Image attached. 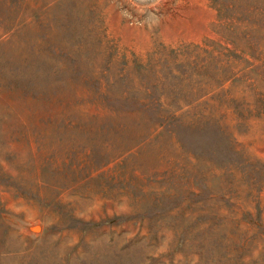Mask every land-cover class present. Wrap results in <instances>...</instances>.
I'll return each mask as SVG.
<instances>
[{
    "label": "rangeland",
    "instance_id": "374dc122",
    "mask_svg": "<svg viewBox=\"0 0 264 264\" xmlns=\"http://www.w3.org/2000/svg\"><path fill=\"white\" fill-rule=\"evenodd\" d=\"M0 264H264V0H0Z\"/></svg>",
    "mask_w": 264,
    "mask_h": 264
}]
</instances>
